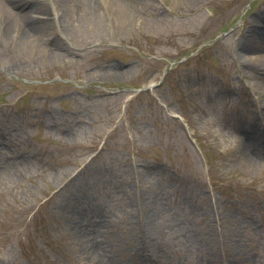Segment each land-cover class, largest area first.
<instances>
[{
  "label": "rangeland",
  "instance_id": "obj_1",
  "mask_svg": "<svg viewBox=\"0 0 264 264\" xmlns=\"http://www.w3.org/2000/svg\"><path fill=\"white\" fill-rule=\"evenodd\" d=\"M263 7L150 0L0 51V264H264L261 73L236 52Z\"/></svg>",
  "mask_w": 264,
  "mask_h": 264
},
{
  "label": "bare ground",
  "instance_id": "obj_2",
  "mask_svg": "<svg viewBox=\"0 0 264 264\" xmlns=\"http://www.w3.org/2000/svg\"><path fill=\"white\" fill-rule=\"evenodd\" d=\"M51 1L56 5L58 12L49 18L51 8L48 0H0V51L6 52L26 47L36 52L37 40L44 34L47 27L55 28L54 25H57L63 35H73L75 32L99 38L104 35L106 29L118 27L123 23L122 10L126 9L130 12L132 9H137L140 3L150 0H134V4L133 0H127V2L126 0H107L109 4H113L112 16L98 8L94 0ZM32 11L39 14L33 16ZM44 19L46 22L43 21ZM262 43H264V7L245 24V30L242 31L236 50L239 53V64H242L247 71L261 73L254 83L259 109H264V44ZM250 52L253 53L249 54ZM262 139L264 141L263 137ZM240 153L243 159L250 163L260 156L249 145L245 146Z\"/></svg>",
  "mask_w": 264,
  "mask_h": 264
}]
</instances>
